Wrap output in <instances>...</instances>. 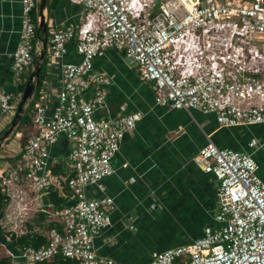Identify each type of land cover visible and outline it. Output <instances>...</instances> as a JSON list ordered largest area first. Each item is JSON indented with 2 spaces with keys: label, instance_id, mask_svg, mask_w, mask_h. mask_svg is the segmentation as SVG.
<instances>
[{
  "label": "built area",
  "instance_id": "built-area-1",
  "mask_svg": "<svg viewBox=\"0 0 264 264\" xmlns=\"http://www.w3.org/2000/svg\"><path fill=\"white\" fill-rule=\"evenodd\" d=\"M67 1L80 8L82 19L75 31L52 30L46 48V69L58 70L61 85L53 97L37 91L25 140L13 163L0 170L4 232L27 234L26 223L36 213L61 227L43 232L44 245L23 248L17 256L22 264L55 256L77 264H112L97 256L93 245L110 225L112 200L87 197L85 190L112 174L110 160L141 115L94 117L105 105L99 87L110 83L92 68L104 52L114 50L134 66L138 79L150 85L155 106L210 114L219 128L264 125V0ZM19 3L11 60L15 78L32 71L39 51L30 16L37 0ZM68 41H74L80 58L76 64L61 63ZM13 100L0 93V116L14 114ZM60 136L69 146L63 161L49 156ZM193 163L218 184L216 226L204 227L186 245L153 253L147 264H264V183L250 154L217 148L205 136ZM55 167L61 171L51 172ZM64 189L71 205L56 209L43 203L48 192Z\"/></svg>",
  "mask_w": 264,
  "mask_h": 264
},
{
  "label": "crops",
  "instance_id": "crops-1",
  "mask_svg": "<svg viewBox=\"0 0 264 264\" xmlns=\"http://www.w3.org/2000/svg\"><path fill=\"white\" fill-rule=\"evenodd\" d=\"M35 16L38 21L37 3ZM81 16L78 6L57 0L49 12L44 11L46 42L54 29L75 31ZM19 28V0H0V93L14 97V104L20 97L18 87L26 82L30 73L27 70L15 78L11 72ZM73 46L74 41L65 43L61 63L80 61ZM92 68L110 82L108 86L99 87L105 93V105L94 113L96 119L132 113L141 115L110 160L112 174L85 190L87 197L107 196L112 200L110 225L101 229L94 239L97 256L112 264H147L153 253L186 245L200 237L204 227L216 226L213 217L218 184L193 163V157L205 143V136H209L217 148L250 154L256 175L264 183V125L219 128L210 114L155 106L150 85L141 82L134 66L114 50L96 57ZM61 81L57 69L45 68L39 89L50 92L53 97ZM51 103L53 106L54 100ZM250 140L256 142L255 147L248 148ZM18 145L8 156L10 160L0 165L1 171L5 164L13 163ZM68 149L67 141L60 136L50 147L49 156L63 161ZM56 169V172L61 171V167ZM54 193L68 201L66 189ZM36 215L26 223L28 233L25 235L32 234L30 231L36 227L42 230L40 226L49 223L46 220L40 226L34 225ZM3 233L8 241L11 234ZM0 246V258L6 257L9 252L2 244ZM11 264L22 263L13 258Z\"/></svg>",
  "mask_w": 264,
  "mask_h": 264
},
{
  "label": "trees",
  "instance_id": "trees-1",
  "mask_svg": "<svg viewBox=\"0 0 264 264\" xmlns=\"http://www.w3.org/2000/svg\"><path fill=\"white\" fill-rule=\"evenodd\" d=\"M47 1H48L47 11L49 12L56 5L57 0H47ZM30 16H31L32 22L34 24H36L35 8L32 10ZM41 38H42L41 35H36V40L40 41ZM46 48H47V42L45 44V50H44L45 55H46ZM44 58H45V56H43V59H42L41 64H40V72H39V77H38L39 82H38L37 88L33 92V94H34L33 98L36 96L37 91L39 90L40 84L42 83V81L45 78V68H46L47 60ZM24 84H25V82L18 87L19 93H21V91L24 87ZM31 109H32V101H29L27 103L25 111L23 112V114H22V116H21V118L17 124L18 125L17 127L23 126V129H24L23 130L24 133L22 134L20 144H23V142L25 140L26 130H28L31 126V118H32ZM7 126L8 125L4 126V128L0 131V135L7 128ZM15 133H18V132H15ZM19 134H21V133H19ZM56 171H57V169L55 167L54 169H52L51 172H56ZM42 201L44 204L50 203L52 205V207L56 208V209L72 204L71 201H66L62 198H58L54 192H48L43 197ZM3 211H4V201H3V196L0 192V221H1V218L3 217ZM44 221H46V216L44 213H37V215L33 219V223L36 226L37 225L40 226V223L44 222ZM28 228L30 229L29 226H28ZM40 228L42 229L41 230L42 232H40V233H32L30 235L20 236V237H16V238L14 237V235L11 234V235H8V237H7L8 241L7 240L5 241V237H4L5 233H3L4 230L2 229V226L0 224V244H2L5 247V249L9 252V254H7L6 257L0 258V264H11L12 259L17 258V255L20 254L21 250L27 246L37 248L40 245H44L46 243V236H45V234H43V232L48 231V230L53 229V228H55L59 232L61 229L60 225L55 224L54 222H49L44 226H40ZM37 264H77V262L72 261V260L63 259L60 256H55L46 262L37 263Z\"/></svg>",
  "mask_w": 264,
  "mask_h": 264
},
{
  "label": "water",
  "instance_id": "water-1",
  "mask_svg": "<svg viewBox=\"0 0 264 264\" xmlns=\"http://www.w3.org/2000/svg\"><path fill=\"white\" fill-rule=\"evenodd\" d=\"M48 1L47 0H37V17L36 20V35H41L42 38L40 40V50L38 54L35 56L34 66L32 71L29 73L27 80L24 84V87L20 93L19 100L14 110V114L7 126V128L0 135V146L1 142L5 141L7 137L13 132L14 128L17 126L27 103L32 97L34 90L38 86L39 82V72H40V64L44 56L45 44H46V24L44 18V11L47 10Z\"/></svg>",
  "mask_w": 264,
  "mask_h": 264
},
{
  "label": "rangeland",
  "instance_id": "rangeland-1",
  "mask_svg": "<svg viewBox=\"0 0 264 264\" xmlns=\"http://www.w3.org/2000/svg\"><path fill=\"white\" fill-rule=\"evenodd\" d=\"M36 47L40 50L39 42L36 45ZM44 56H45L44 59L47 60L48 59L47 54L46 55L44 54ZM33 96H34V94H32V97H31V99L29 101H32ZM16 105H17V103L14 104L15 107H16ZM24 111H25V109H24ZM12 116H13V114H12ZM12 116L11 115H9L7 117L0 116V128L3 129L4 125L5 126L8 125L10 120H11V118H12ZM17 126L14 128L13 132L7 137V139L5 141L1 142V146L2 147L0 148V165H2L3 162H7V161L10 160L9 159L10 157H8V156H11L12 153H14L16 151L15 146L21 142V138H22V134L24 133V131H23L24 129H23V126L22 127L21 126L17 127ZM15 132H18V133H15ZM19 133H21L20 134V136H21L20 139L17 137V134H19ZM0 248H1V246H0Z\"/></svg>",
  "mask_w": 264,
  "mask_h": 264
}]
</instances>
